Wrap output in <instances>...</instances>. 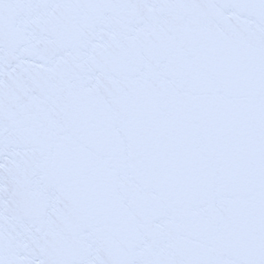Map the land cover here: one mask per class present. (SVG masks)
Here are the masks:
<instances>
[{
	"label": "snow or ice",
	"instance_id": "6c2138e0",
	"mask_svg": "<svg viewBox=\"0 0 264 264\" xmlns=\"http://www.w3.org/2000/svg\"><path fill=\"white\" fill-rule=\"evenodd\" d=\"M0 264H264V0H0Z\"/></svg>",
	"mask_w": 264,
	"mask_h": 264
}]
</instances>
